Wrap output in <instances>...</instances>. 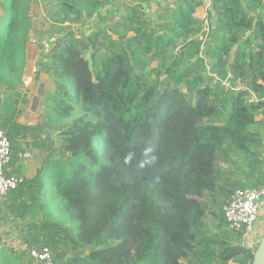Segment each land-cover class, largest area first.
<instances>
[{"label": "trees", "instance_id": "obj_1", "mask_svg": "<svg viewBox=\"0 0 264 264\" xmlns=\"http://www.w3.org/2000/svg\"><path fill=\"white\" fill-rule=\"evenodd\" d=\"M115 1L125 7L121 38L101 32L109 42L102 60L103 43L90 47L67 30L50 45L49 61L38 64L55 83L46 101L49 119L72 123L58 134L66 158L52 160L3 199L23 219L38 216L24 244L55 252V264L67 257L70 264H252L254 250L228 241L223 209L219 231L208 232L203 198L221 206L245 186H239L238 170L264 185V0H211L212 70L224 79L248 80L247 89L217 95L203 75L188 72L205 63L201 56L184 69L176 60L161 82H147L149 65L158 60L159 74L166 63L159 39L148 34L147 24L137 25L142 6L152 0ZM72 3L63 2L60 27L72 24V14L79 24L84 12L91 17L106 5ZM202 3L177 5L169 23L173 38L194 33ZM35 11L34 0H0L2 89L24 83ZM193 43L190 57L201 54L202 44ZM24 102L10 96L0 101V135L11 144L8 170L20 136L36 131L17 123ZM65 245L88 254L68 256ZM0 257V264H18Z\"/></svg>", "mask_w": 264, "mask_h": 264}, {"label": "rangeland", "instance_id": "obj_2", "mask_svg": "<svg viewBox=\"0 0 264 264\" xmlns=\"http://www.w3.org/2000/svg\"><path fill=\"white\" fill-rule=\"evenodd\" d=\"M67 1L71 0H34L36 11L32 17L37 26L35 27L34 39L27 48L26 70L23 77L24 83L21 87L13 90L0 88V101L9 96L16 99L19 98L21 102L26 100V102L20 103L18 107L19 118L17 119V123L21 126L36 129L33 133L20 136L17 143L19 148L15 152V161L8 170L9 175L23 179L22 185L26 180L35 177L52 160L58 161L60 158L61 160L66 158L60 151L61 143L58 140V134L60 130L66 129L72 123V118L63 123L51 122L47 114L48 105L46 101L48 95L55 92V83L53 78L43 68L38 69L39 63L42 64L49 61L46 54L52 42L60 38L67 30H72L84 42L90 44V47L93 44H97L99 48L103 43V46L100 47L102 51L98 54V59L102 60L104 52L108 50L109 42L101 32H107L113 41L121 38L119 37V32H121L120 24L125 12V7L122 3L115 0H93V2H104L106 5L99 13H95L91 17L88 15V12H84L82 22L79 24H74L75 15L72 14L70 17L72 24L66 28L60 27L56 21L61 14L66 12L63 2ZM74 1L72 0L73 3ZM84 1L76 0L78 5ZM183 2L185 0H152L149 5H143L141 8L139 16L142 18V22L137 23V25L147 24L149 26L148 34L159 39L162 43L161 49L165 51L166 55L165 69L159 74H156V69L159 66L158 60L153 61L145 70L147 82H161L166 78L164 72L176 60H178L180 67L184 69L188 68L190 64L195 63L201 56L205 59V63L198 66L194 71L188 69V72L203 75L207 83H210L215 90L216 95L219 93V90H231L236 93L247 89L248 80L244 81L241 77L236 78L232 76L224 79L212 70V59L207 56L208 42H210L211 38L210 30L212 32L211 24L215 22V18L213 19L210 16L212 13L211 0H203L202 6L197 9L194 17L198 20V23L193 27L194 33L176 38L172 37V27L169 23L172 22V15L177 5ZM175 34L178 35L179 32ZM193 42L202 44L201 54L190 57L188 53L189 49L195 45ZM92 52V50H89L87 57ZM38 71L40 73L37 78ZM26 84L30 86V89L26 88ZM180 87L187 92L184 84ZM39 90H41V93H39ZM251 100L255 101V98H251ZM217 120L223 122L225 119L221 116ZM0 134L3 133L0 132ZM218 163L223 168L227 166L226 164L223 165L221 159ZM237 173V179L240 178L239 186H262L258 184L257 179L249 182L246 174H242L240 170ZM263 173L264 160L261 169V174L264 175ZM203 201L209 206L205 217L207 230L209 233L217 234L219 231L217 228L219 225L217 218L220 216V208L223 209L225 199L219 207L212 203L208 195L203 198ZM9 204V198L7 200H0V256L13 257L17 260L18 264H31L29 250L36 248L25 245L23 238L29 232L28 226L32 225L35 220H38V216L31 215L23 219L18 214H13L9 211ZM225 234L232 245H241L256 251L264 235V219L259 222L254 232L248 238H241L237 234L227 230V228H225ZM67 247H64V250L68 256L73 257L80 253L82 254L81 258H84L88 254V250H75L70 246ZM46 251L55 257V252L49 249ZM70 262V258L67 257L60 264H70Z\"/></svg>", "mask_w": 264, "mask_h": 264}, {"label": "built area", "instance_id": "obj_3", "mask_svg": "<svg viewBox=\"0 0 264 264\" xmlns=\"http://www.w3.org/2000/svg\"><path fill=\"white\" fill-rule=\"evenodd\" d=\"M11 162V144L0 135V200H3L23 183L22 178L6 175ZM225 226L233 233H242L248 238L264 219V185L237 188L229 195L223 206ZM31 264H55L48 251L29 250Z\"/></svg>", "mask_w": 264, "mask_h": 264}, {"label": "water", "instance_id": "obj_4", "mask_svg": "<svg viewBox=\"0 0 264 264\" xmlns=\"http://www.w3.org/2000/svg\"><path fill=\"white\" fill-rule=\"evenodd\" d=\"M39 93H41V90H39ZM252 264H264V235L254 253V260Z\"/></svg>", "mask_w": 264, "mask_h": 264}, {"label": "crops", "instance_id": "obj_5", "mask_svg": "<svg viewBox=\"0 0 264 264\" xmlns=\"http://www.w3.org/2000/svg\"><path fill=\"white\" fill-rule=\"evenodd\" d=\"M24 86H25V84H24ZM26 86H27L26 88L30 89V86L29 85L26 84Z\"/></svg>", "mask_w": 264, "mask_h": 264}]
</instances>
